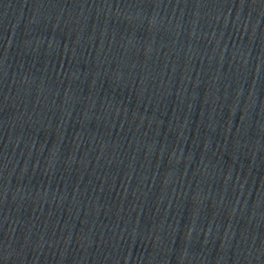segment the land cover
<instances>
[{"label": "water", "instance_id": "1", "mask_svg": "<svg viewBox=\"0 0 264 264\" xmlns=\"http://www.w3.org/2000/svg\"><path fill=\"white\" fill-rule=\"evenodd\" d=\"M0 264H264V0H0Z\"/></svg>", "mask_w": 264, "mask_h": 264}]
</instances>
